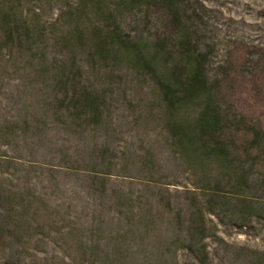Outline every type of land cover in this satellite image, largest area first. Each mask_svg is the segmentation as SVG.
Wrapping results in <instances>:
<instances>
[{
	"label": "rangeland",
	"instance_id": "374dc122",
	"mask_svg": "<svg viewBox=\"0 0 264 264\" xmlns=\"http://www.w3.org/2000/svg\"><path fill=\"white\" fill-rule=\"evenodd\" d=\"M81 2L0 0V18L29 30L0 31V264H264V145L224 162L186 151L172 125L194 127L202 100L167 108L154 81L155 64L168 74L181 63L186 39L185 59L201 54L209 84L234 72L263 82L264 0ZM109 22L157 76L114 43L90 57ZM233 79L247 99H222L263 143L264 100ZM72 90L93 108L69 100Z\"/></svg>",
	"mask_w": 264,
	"mask_h": 264
},
{
	"label": "trees",
	"instance_id": "16d2710c",
	"mask_svg": "<svg viewBox=\"0 0 264 264\" xmlns=\"http://www.w3.org/2000/svg\"><path fill=\"white\" fill-rule=\"evenodd\" d=\"M136 1L143 2L144 6L147 8H169L170 6L168 4L170 0ZM83 3H88L89 6L91 3L94 6L95 3L97 4L96 0H82L80 5ZM95 9L98 10L97 8ZM172 10L168 12V17L171 23L175 22L177 17V14ZM8 16L7 13H4L0 18V23L2 24V29H0V31L2 30V35L4 34L6 39H8V37L10 38V36L19 39L26 37V32H29V30L25 28V25L23 24V27H20L19 24L16 22L14 23L9 19ZM103 20L107 19L104 18ZM5 25L6 27H4ZM7 26H12V29H8ZM102 28L104 29H95V32H93L91 39L94 41L89 42L90 45L88 49L90 57H95L97 59L102 57L104 59L106 56L105 54L107 53V45L114 43L117 45V48H120V53H125L130 56V63L133 67L140 69L141 67L146 66L149 68V74L153 75L155 73L151 71L148 61L142 57L141 51L135 49L133 46L134 43L131 44L128 42L129 37L126 33H117L116 31L111 30L110 22L108 24L104 23ZM24 30L25 33L23 34ZM103 30H105V33ZM8 42L10 43L11 41ZM186 44V39L179 41V50H177L176 55L178 54L180 57L179 62L181 63L173 65L168 74L162 67L163 63L155 64L157 67L156 70L160 72L161 77L154 81L157 83L160 98L163 100L167 108L171 109L173 106L187 102L188 100H202L199 105V113L194 121V127L188 128L182 125L173 124L172 127L174 130L172 135L180 144L185 146L184 148L186 151H200V155L204 152L207 157L218 159L221 162H224V160L228 158V153L234 156H239L238 154L242 153L243 156L246 155L247 157L258 155L257 151H260V146L264 145V142L261 143V139L263 138H260L259 136L261 134L259 128L253 125L251 121L247 120L243 115H239V113L236 112V107L234 106L233 101H226V99L223 100L222 98L225 97L224 94L226 91L229 95L228 97L232 100L237 101L238 99H247L246 97L244 98L241 96V94L236 92L233 88L229 89V83L231 81L235 82L233 78L238 77L239 80H237V84L241 85L245 83L247 85V92L250 99L252 98L256 102L263 101L264 81L260 82L252 77L245 78L239 76L237 72H234L232 74L233 78L230 77L229 79V75H225L224 77H221L220 80L209 84L203 75V58L201 57V54H196V57L191 61H188L189 58L185 59V56L187 55L184 54L185 51L182 49L183 47H186ZM109 50L112 55L116 56V51L113 49L111 50V48H109ZM153 58H157L156 55L153 56ZM239 60L240 57L238 55H234L232 59L230 54V61H228V63L233 64L235 67ZM187 61L188 63L186 64ZM189 63H191L192 66H190L191 64ZM188 66L190 68H188ZM231 90L232 92H230ZM72 92L69 100L76 102L75 104L80 106L83 110L93 108V100L85 93L83 94L79 91L75 92V90H72ZM222 103V106L224 107L220 106ZM92 112L93 110L90 111V113ZM233 141L236 142L234 144L235 146L233 145ZM239 147L241 150L236 154V150L237 148L239 149ZM197 225L198 224L195 221L192 222L191 220L189 226V236L191 238L195 236L194 232L200 228L196 227Z\"/></svg>",
	"mask_w": 264,
	"mask_h": 264
}]
</instances>
